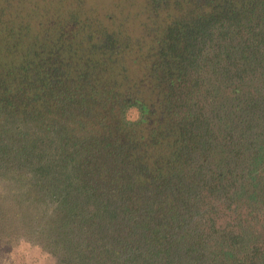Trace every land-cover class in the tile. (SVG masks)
<instances>
[{"label": "trees", "instance_id": "trees-1", "mask_svg": "<svg viewBox=\"0 0 264 264\" xmlns=\"http://www.w3.org/2000/svg\"><path fill=\"white\" fill-rule=\"evenodd\" d=\"M2 1L0 188L58 264H264V0Z\"/></svg>", "mask_w": 264, "mask_h": 264}, {"label": "rangeland", "instance_id": "rangeland-1", "mask_svg": "<svg viewBox=\"0 0 264 264\" xmlns=\"http://www.w3.org/2000/svg\"><path fill=\"white\" fill-rule=\"evenodd\" d=\"M69 1L73 8L79 9L78 14L80 16L84 15L85 12L87 13L83 19L84 21L82 20L80 23H77L79 27H84L87 30H90L91 27H100V32H103L101 27H103L104 24L110 27L120 25L118 22H106L104 20V12L109 11L107 8L108 4H114L115 1ZM57 3L58 0H30L28 7L33 11H42L39 13V17H42L43 22H45V17H49L54 11H57ZM1 4H4L2 0H0V5ZM98 4L101 5L102 8L105 7L104 10L92 11V8H96ZM115 6L117 10L114 13L117 18L119 15L121 27L125 31L128 26H130V29L134 28L136 18L146 17L148 20H151L155 19L161 13V10L156 9V6H150L140 11L141 7L138 6V3H131L129 9L124 8L125 5H123L124 7L122 6V1L116 2ZM48 8L49 10H47ZM63 10H66V8ZM29 11L30 10L22 8L19 14L25 16ZM139 11L141 13H139ZM11 12L12 11L7 9L4 11V20H8L10 16H12ZM35 25L38 27L37 24ZM145 28H143V30L146 31ZM137 34L139 33L137 32ZM17 47L19 46L17 45ZM142 78L143 76H139V78L133 76L127 81V84L136 89V86L142 84ZM124 88L125 85L122 84V89ZM135 89L133 91H136ZM120 91L122 92V90ZM126 115L128 119H135L138 116V112L135 108H132L127 111ZM11 191V188L7 190L5 188H0V229L3 228L0 230V264H58L57 258L51 254L48 249H45L43 243L39 240L43 238V236H48L50 233L57 231V224H59V222H26L27 219L21 220V215L24 214L26 215L25 218H30L36 210L32 208L26 209L24 207L17 208L11 198ZM51 214L52 212L49 211L46 216L49 217ZM255 224L259 227L261 226L262 229L264 228V222H255ZM262 235L264 236V230ZM38 237H40V239H38Z\"/></svg>", "mask_w": 264, "mask_h": 264}]
</instances>
